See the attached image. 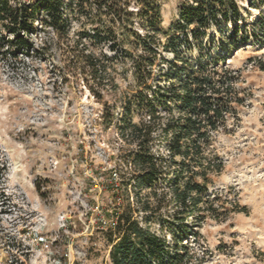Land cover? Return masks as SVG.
Listing matches in <instances>:
<instances>
[{
    "label": "clouds",
    "instance_id": "obj_1",
    "mask_svg": "<svg viewBox=\"0 0 264 264\" xmlns=\"http://www.w3.org/2000/svg\"><path fill=\"white\" fill-rule=\"evenodd\" d=\"M12 2L15 6L17 2L34 4L36 0H12ZM39 2L44 3L45 0ZM237 2L248 9L245 18L250 23H258V17L264 21V0H252L251 3L249 0H237ZM47 3L49 6L40 11V19L31 21L37 31L33 34L24 33L34 44L32 50L25 51L34 53L35 48H38L40 53L31 57L26 55L13 57L10 55L12 49L5 45V50L9 54L0 56V264H73L74 260L79 261L80 264H102V262L111 264L106 257L107 249L104 245L107 240L103 231L97 234V240L92 243L94 251L90 253L89 241L77 238L84 234L77 231L76 221L69 216L82 215L78 213V206L83 205L85 213L91 210L97 222L104 221L107 205L115 207L116 203L107 199L111 193L97 192L92 185L99 183L102 188L117 185L120 180L127 179L131 170L123 163L113 161L106 147L101 148L99 143L95 146L89 144V141L83 138L80 125L83 124L95 139L101 113L105 117L111 115L106 123L119 124L117 114H123L122 105L135 86L133 83L132 89H129V83L132 82L130 72L128 82L114 83L111 74H108L107 82H104L103 76L93 79L94 68L89 66V58L85 57V51L93 50L91 47L84 48V45L89 44V40H84L78 47H72L75 38L69 39L81 25L91 27L88 20L77 12L68 11L64 7L67 0H63V4L60 5L61 15L66 21L64 29L61 30L57 22H54L55 13L51 7L58 3V0H47ZM171 3L174 5L176 0H171ZM89 6H92L94 12L95 7L91 4V0H84V7ZM163 23L167 27L168 19L166 18ZM3 32L4 29L0 28V33ZM7 35L9 40L14 39V34ZM46 45L50 47L46 49ZM102 50L111 55L106 46ZM53 54L57 59L53 60ZM95 55L98 56L99 51ZM37 56L47 57V60L44 61ZM33 68L39 70L33 71ZM81 69L84 71L82 72ZM64 77L69 78L67 84L62 82ZM85 77L88 88L96 94L95 101L92 100L91 93L87 100L84 99L82 90ZM116 83H119V87H116ZM139 123L138 120L133 121V124ZM145 123L151 121L145 118ZM231 126V124L224 125V127ZM195 135L193 133V136ZM223 139L221 135L217 141ZM125 140L128 142L126 146L117 147L121 142L119 138L112 136L109 143L121 152L134 149L139 143L131 135H126ZM198 143L203 145V139H199ZM78 145L86 147H78ZM151 151L157 152L156 147H151ZM161 151L165 157L169 156L167 150ZM216 151L226 155L227 147L222 145ZM93 153L96 155L94 156ZM212 155L215 153L210 151L201 154L202 157ZM174 158L182 159L180 156ZM110 163L118 166L109 171ZM204 163L206 164L207 161ZM116 172L122 174L114 177ZM211 178L220 180L222 176L217 174ZM230 183L237 185L229 196L232 200V197L237 196L239 181L233 180ZM84 187L88 188V192L82 198L81 189ZM257 191L264 198V187ZM219 194L228 195L227 184ZM196 195L195 192L191 193V197ZM96 196L100 197L101 202H106L105 208L100 212L96 211L95 206H90L86 202ZM191 197L185 208L191 207ZM236 202L232 200V203ZM161 203L162 207L152 209L155 213L153 220L149 223L141 221L140 227L147 229L145 236L157 240L163 255L174 252L172 247L174 239L169 227L161 225L160 218L172 219L171 214L177 213L179 205L175 198ZM211 203L216 209H221L223 206V201L220 204L214 201ZM69 205L72 206L71 211ZM120 207L122 208L123 205ZM4 209L8 210V215L3 214ZM194 215L196 212L187 215V220L191 222ZM138 216L139 214L134 219ZM114 222L115 217H113V225ZM70 224L73 225V231H69ZM106 225L113 226L109 225L108 221L97 224L102 229ZM221 226L226 231H230L226 224ZM253 232L254 234L248 238V243H255L258 246L256 251L264 252V224ZM133 239L136 247H142L140 238L133 235ZM53 241L59 243L54 244ZM227 242L231 244V240ZM73 243L79 245V251L73 250ZM143 248L146 250L147 245ZM95 252H100L101 255L97 258ZM89 256L92 258L89 259ZM60 257L65 259L61 261ZM168 258L164 257V259ZM149 259L152 264H162L161 260L152 256H149ZM261 260L264 261V256ZM252 264H255L254 260Z\"/></svg>",
    "mask_w": 264,
    "mask_h": 264
},
{
    "label": "rangeland",
    "instance_id": "obj_2",
    "mask_svg": "<svg viewBox=\"0 0 264 264\" xmlns=\"http://www.w3.org/2000/svg\"><path fill=\"white\" fill-rule=\"evenodd\" d=\"M70 2V6L67 7L68 11L77 12L80 16H84L79 13V5L76 4V1L67 0V4ZM156 2L160 10V24L157 29L142 28L136 16H134L133 24L127 25L125 19H122L121 22L112 15L101 13L100 22H91L88 20L91 27L81 25V27L73 33V36L69 37V39L75 38V43L72 47H78L84 40H89V44L84 45V48L87 49L91 47L93 51H85V55H91L101 61L103 68L102 72H99V76L104 77V82H107L108 74L112 75L114 83L116 81L128 82V73H131L132 82L129 83V89H132L133 83L135 87L134 90H131L130 94L126 96V103L127 101H132L130 98L139 92L147 93L148 96L152 95L154 85L157 81L165 86H168L171 81L177 82V78L173 79V77L177 70L183 65L179 59L175 58L171 49L167 51L164 49L166 47L177 48L178 53L176 54L180 58L188 59L193 63H196L200 59L202 60L201 62H206L211 58L214 59L219 57L221 59L218 61L217 68L221 70V68L226 67L236 74L237 83L235 84V88L240 101L238 104H234L235 113L229 116L227 120V124H231L232 126L221 129L215 133L212 144L214 153L217 154L223 162V167L219 173H210L211 175H209L210 178L217 174L222 176L220 180L211 178L212 185L210 186V192L219 197L216 204H220L221 201H223V207L220 209L221 214L218 220L207 217L197 225L188 221L194 234H188L182 239V244H184L185 248L181 253H187L185 264H226V262L227 264H252L253 260L255 264H264V261L261 260V257L264 256V252L256 251L258 246L255 243H248V238L254 234L253 230L258 229L264 224V202H262L264 198H262L261 193L257 191V189L264 187V32L261 33L259 29L260 27H264V21H261L258 17V23H250L245 18L248 9L245 8L242 3H238L242 18L236 25L238 29L237 36L236 33H234L235 28H233L235 24L222 23L219 27L210 25V27L204 31V34L200 36V39L195 40L191 38L189 34L193 27L185 31H181L178 28V23L180 22V8L186 3L191 4L190 0H176L174 5L171 3V0H156ZM91 4L93 3L91 2ZM166 5L168 6L166 7ZM128 9L134 11V13L138 11V5L134 4V0L130 3ZM85 10L89 11L91 15L96 13V9L93 12L92 6L85 8ZM166 18L168 19L167 27H165L163 23ZM37 19H40V15ZM98 25L102 26L99 36L93 33L94 27ZM0 28H2L1 25ZM39 30L43 31V29ZM83 30L86 31L89 36L80 40L78 39V32ZM36 31L37 28L35 27V32ZM148 33L156 38L157 42H159V47L152 73L145 85L150 86V89L145 91L144 85H139L137 82L134 67V61L137 56L142 53L140 48H136L135 36L140 35L144 37ZM7 34L5 30L3 33H0V56L9 54V52L5 50V45H8L12 49L10 55L13 57L20 55L31 57L32 55L40 53V49L35 48L34 53H25L23 51L22 53L14 55L13 50L17 42L8 41ZM184 34H188L187 40H185ZM101 36L104 37L100 39ZM244 38H246V40H244ZM112 42H116L118 46L117 52L110 50L109 45ZM32 45L34 47L33 43ZM62 46L63 45H61V47ZM105 46L109 49L111 55H109V52H104L102 50ZM49 47V45L45 46L46 49ZM97 51H99L98 56L95 55ZM160 57L167 59L169 64L165 61L162 63ZM37 58L44 61L47 60V57L37 56ZM55 59H57V57L53 54V60ZM222 60L224 61L222 62ZM38 70V68H33V71ZM82 70L83 69H81V71ZM163 73H169V77L163 76ZM68 81L69 78L64 77L62 82L67 84ZM83 83L84 89L82 91L84 92V99L87 100L91 93V98L95 101L96 96L94 92H92V89L88 88V82L84 80ZM116 87H119V83H116ZM142 105L144 106H139L137 101L132 102L129 112L132 122L136 120L145 122V118H147V120L152 123V120H150L148 116L150 112L149 107L147 104ZM152 106H155V103ZM122 107L124 109V105H122ZM169 107L171 111L157 107L161 116L160 123L166 122L172 115H178L173 104H170ZM102 115L104 116L103 113ZM117 115L120 120L119 124L106 123L109 119L104 116V124H106V127L103 126L104 124L100 123L97 125L98 133L95 139H93V134L90 133L83 124L80 125V128L83 138L87 139L89 144L95 146L99 143L101 148L106 147L110 152L111 159L119 162V159H123L126 152L132 149L123 152L117 151L113 148L112 144L109 143V139H111L112 136L119 138L121 142V145L117 147L126 146L128 143L118 129L122 124L124 112L123 114ZM109 117H111V115ZM152 126L153 131L150 148L156 147L157 152H154L155 155L162 156L165 160H168L170 155L165 157L161 151L162 149L168 151V140L162 139L160 128H156L158 127L157 124ZM153 133H155V135H153ZM221 135L224 139L222 141H217V138ZM222 145L227 147L226 155H221L220 152L216 151V149L220 148ZM78 147L86 146L78 145ZM157 153L160 154L158 155ZM93 155L95 156L96 154L93 153ZM113 166H117V164H109V168ZM225 169L228 171L225 172ZM170 178L171 177H168V180ZM233 180L239 181L237 196L232 197V200L237 201L236 203H232V200L229 199L231 192L237 188V185L230 183V181ZM225 184L228 185V195L222 196L219 193L222 191ZM92 186L97 189V192L105 194L111 193L110 197L116 196L117 192L112 189V186L102 188L99 183H95ZM132 186L130 184L127 188L125 187L124 191L121 193L122 198L120 205H123V207L121 208L119 206L117 212L122 214L125 211H130L133 218L137 217L139 214L138 218L135 220L141 223V219L145 216V213L140 211L138 198L142 196L145 198L148 196L150 189H143L139 191L140 196H136L137 191L132 188ZM163 189L165 191L168 190L167 184L163 185ZM87 192V187L81 189L82 198ZM107 199L110 200L111 198ZM86 202H89L90 206H99L101 210L106 206V202H101L99 196L86 200ZM150 202L154 204L155 198H150ZM110 208H112V205H107L108 211L106 214H110ZM234 208L242 209H240L241 211H235ZM69 209L71 211V205H69ZM78 213L82 215H78V217L71 216V219L76 221L77 231L84 233L85 226L89 224L91 220L95 221L96 217L93 215L92 211L85 216L83 205L78 206ZM3 214L8 215V210L4 209ZM223 224H226L230 231H226L225 228L221 226ZM165 225H167V223ZM68 227L69 231H73V225L70 224ZM98 233L101 232L95 231L89 242L88 250L90 253L94 251L92 243L97 240ZM104 235L107 240V235L105 233ZM77 238L86 239L83 235ZM228 240H231V244L227 242ZM58 243L59 241L55 244ZM172 247L175 250V244H173ZM72 248L75 251H79V245L75 243H73ZM104 248L107 249V243L104 245ZM170 254H174V252ZM95 255L98 258L101 253L95 252ZM91 258L92 257L89 256V259ZM64 259V257H60L61 261ZM73 264H80V262L74 260Z\"/></svg>",
    "mask_w": 264,
    "mask_h": 264
},
{
    "label": "trees",
    "instance_id": "obj_3",
    "mask_svg": "<svg viewBox=\"0 0 264 264\" xmlns=\"http://www.w3.org/2000/svg\"><path fill=\"white\" fill-rule=\"evenodd\" d=\"M11 1L0 0V25L8 34H14V39L8 40L17 42L13 50L14 55L23 51L30 53L25 50H32L34 47L24 33L33 34L35 32L31 21L37 19L40 11L49 5L47 0L44 3L36 0L34 4L17 2L15 6L11 4ZM75 1L79 5V13L91 22H100L101 13H103L112 15L121 22L122 19H125L127 25H132L134 16H136L142 28L152 30L157 29L160 24V10L156 0H134V4L138 5L136 13L128 9L133 0H122V2L121 0H91L96 9L94 15L85 10L84 0ZM190 1L191 4L186 3L180 8L178 28L181 31L193 27L189 34L191 38L197 40L210 25L219 27L222 23H231L235 24L234 33L236 36L238 35L236 25L242 17L237 0ZM251 2L252 0H249V3ZM61 4H63V0H58V3L51 7L55 13L54 22H57L58 27L63 30L66 18L61 15ZM70 4L71 2L65 4L64 7L67 8ZM44 22L47 23V21ZM259 29L261 33L264 32V27ZM101 30L102 26L100 25L94 27V35L99 36ZM184 35L187 40L188 34ZM88 36L89 34L84 30L78 32L80 40ZM104 36H101L100 39ZM135 37L136 48H140L142 51L134 61L137 82L139 85H144L145 91H148L150 86L145 85L158 55L159 42L149 33L144 37L140 35ZM117 47L116 42L109 45L110 50L116 52ZM164 49L166 51L171 49L175 58L182 62L183 66L177 70L173 77V79L177 78V82L171 81L168 86H165L157 81L152 95L148 96L143 92L133 95L130 98L132 101L124 103V115L119 129L123 136L131 135L139 141L136 149L128 150L123 159L131 160L136 166L134 173H131L126 182V186L134 185L132 188L136 189V196H140L139 191L150 189L148 196L138 198L140 211L145 213L141 221L145 223L151 221L155 215L152 209L162 207V201H171L175 198L179 205L177 213L171 214L172 219L160 218L161 225L164 226L167 223L172 231L176 248L174 254L163 253L162 255V249L157 240L154 237L145 236L144 233L147 229L140 227V221L135 220L130 211H125L120 215L116 226L119 240L111 249V264H152L149 256L161 260L162 264H185L187 253H181L185 248L182 239L188 234H194L188 224L187 215L196 212L191 222L197 225L207 217L218 220L221 214L220 209H216L211 203V201L216 203L219 197L210 192L212 179L209 175L210 173H219L223 162L217 154L210 157H202L201 154L205 151L214 152L212 144L215 133L226 129L224 125L227 124L228 117L235 113L234 104H238L240 101L235 88L237 76L226 67L221 70L217 68L218 61L221 59L219 57L211 58L206 62H201L200 59L193 63L188 59L180 58L176 54L178 53L177 48L166 47ZM85 57L89 58V66L94 68L93 79L101 77L99 76L103 68L101 61L91 55H85ZM160 60L162 63L165 61L169 64L168 60L163 57H160ZM96 65L99 67H95ZM162 75L169 77V73ZM84 80L88 82L87 77ZM133 101H137L139 106L147 104L150 111L148 116L152 120L151 124L143 121L133 124L129 115ZM154 103L155 106H152ZM170 104H173L178 115H172L166 122L160 123L161 116L157 107L171 111ZM110 118L108 117L109 120ZM156 124L158 125L156 128H160L162 139L168 140L170 155L168 160L162 156H156L151 151L152 125ZM193 133L196 135L193 136ZM199 139H203V145L198 143ZM175 156H180L182 159L177 160L174 158ZM198 157L201 158L197 159ZM204 161L207 163L205 164ZM168 177L171 178L168 180ZM164 184H167V191L163 189ZM193 192L197 193L195 197H191ZM152 197L155 198L154 204L150 202ZM190 197L192 205L190 208H185ZM240 209L242 208H234L235 211H241ZM133 235L140 238L142 247H136ZM144 245H147L146 250L143 248ZM165 256L169 258L164 259Z\"/></svg>",
    "mask_w": 264,
    "mask_h": 264
},
{
    "label": "built area",
    "instance_id": "obj_4",
    "mask_svg": "<svg viewBox=\"0 0 264 264\" xmlns=\"http://www.w3.org/2000/svg\"><path fill=\"white\" fill-rule=\"evenodd\" d=\"M11 4L14 5V3L12 1H11ZM104 120H105V118H104V116L101 113L100 114V124H104ZM103 126L106 127V124H104ZM119 128H120V126H119ZM119 131H120V129H119ZM120 133H121V131H120ZM121 135L123 136L122 133H121ZM123 137L125 138V136H123ZM119 162L120 163H123L131 171H130V174L128 175V177H127L126 180L122 179V180L119 181V184H117V185H111L112 186V189L117 192L116 193V196H113V197L112 196L111 197L108 196L107 197V198H111L110 200L111 201H114L116 203V206L115 207L112 206V208H110V210H109L110 211V214H105L104 215V221H108V224L109 225H113V217H115L114 225L113 226H107L106 225L102 229L101 227H98L97 224L98 223L103 224L104 221L97 222L96 220L95 221L91 220L89 222V224H87L85 226L84 233H83L84 234L83 237H85L90 242V240L93 237L95 231H97V232L104 231L103 233H105L107 235V237H108L107 238V253H106V257H107V260L110 261V262H111V260H110V252H111V249L113 248V246L119 240V234L116 233V226H117L119 217L121 215L119 212H117L118 209H119V206H120L121 198H122L121 197L122 196L121 193L124 191L125 187L127 188V186H126L127 183L126 182L128 181L129 177L131 176V173H134L133 171L136 169L135 164H133L131 162V160H129V159L128 160L119 159ZM117 166H113V167H117ZM113 167L109 168V171H111ZM121 174H122L121 172H116L114 174V177L115 176H119ZM131 183H133V181H131ZM87 203H89V202H87ZM96 211L97 212H100L101 211V209H99V206L96 207ZM107 211H108V209H107ZM90 212H91V210H89L88 212H86L84 215L87 216ZM69 218L71 219V215L69 216ZM88 233H91V234H88ZM53 243L55 244V243H57V241H53Z\"/></svg>",
    "mask_w": 264,
    "mask_h": 264
}]
</instances>
